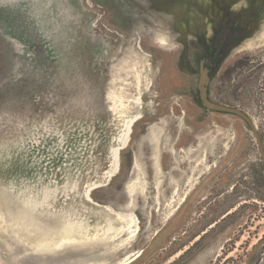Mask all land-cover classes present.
Masks as SVG:
<instances>
[{
	"label": "rangeland",
	"instance_id": "1",
	"mask_svg": "<svg viewBox=\"0 0 264 264\" xmlns=\"http://www.w3.org/2000/svg\"><path fill=\"white\" fill-rule=\"evenodd\" d=\"M241 18L257 21L237 38L226 26ZM207 49L211 99L246 112L264 147V0H0V236L14 251L15 226L58 238L63 211L86 210L134 223L101 262L246 264L264 238V161L245 120L201 104Z\"/></svg>",
	"mask_w": 264,
	"mask_h": 264
},
{
	"label": "bare ground",
	"instance_id": "2",
	"mask_svg": "<svg viewBox=\"0 0 264 264\" xmlns=\"http://www.w3.org/2000/svg\"><path fill=\"white\" fill-rule=\"evenodd\" d=\"M165 41H166V39H165ZM69 167H68V170H69ZM13 173L14 174H13V176L11 175V180L8 183L9 185L10 184L12 185V188L15 187L14 186L15 185L14 184L15 179L21 175V171L18 172L17 170H14ZM65 174L66 173H64V175ZM68 175L69 174H67L66 176H68ZM73 181H75V180H73ZM76 187H77V185H76ZM24 189L26 192V188H24ZM20 190L24 193V191L22 189H20ZM20 190L18 191V194H21ZM35 191H36V189H35ZM41 191H42V189H41ZM31 192H33V191H31ZM37 192H38V190H37ZM33 194L35 195V193H33ZM38 194H40V193H38ZM42 194L40 196L41 198H42ZM26 195L27 194H25V196ZM34 195H33V197H34ZM25 196L22 195V197H24V199H27ZM31 196H32V194H31ZM37 196H39V195H37ZM37 196L35 195L33 202L38 204V203H40V200H39V197H37ZM43 196H44V194H43ZM27 197H30V195ZM29 199L31 200L32 198H29ZM29 199H27V200H29ZM27 200H25L26 203L28 202ZM33 202L31 204L29 201L27 203V205L28 204L34 205V207H32L33 210H38L41 208V207L36 208L37 204L35 207V204H33ZM40 205H41V203H40ZM102 209H104V208H102ZM48 210L52 211V209H49L48 207L43 209V211H48ZM85 211L86 210H73V211L72 210L67 211V209L64 210L63 214H64V217H66L64 231L62 232V234L58 238H52L50 236V234L44 233V232H46V229H45V231H42V229H40L41 230L40 235L36 238L35 237L30 238L32 235L27 236V237H25V236L22 237L21 236V230L19 228L23 225H21L19 227L14 225L17 228L16 232L15 231L14 232L16 233V235H18L20 238H22L21 241L23 240L25 245L23 246V248L21 247L22 248L21 253L19 252V250H18V252L14 251V249L20 248L19 246H17L18 244L13 245L14 243L13 244L8 243L7 241H5V239L3 237L0 236V264H107L105 261L101 262V261H103L102 256L99 253V251L97 250L98 249L97 247L102 246V245L106 246L107 242H108V240H110V238L116 236L117 234L130 231V229L132 228V224H134V223H131L128 220V217L123 216L121 214L114 213V212L110 213L109 218L103 219L102 221H97V219H93V217L86 218L87 215L85 214ZM29 232H30V229H29ZM53 237H55V236L53 235ZM23 241H22V244H23ZM19 243H21V242H19ZM66 245L69 246V249H73L72 250L74 252L73 255L70 254L69 256L64 257V259L56 260L57 259L56 257H55L56 259H54V255H52V254H54L53 251H55L57 248L66 247ZM140 254L141 253L136 254L134 257L130 258V260L127 263H122V264H130L132 261L136 260L140 256Z\"/></svg>",
	"mask_w": 264,
	"mask_h": 264
},
{
	"label": "water",
	"instance_id": "3",
	"mask_svg": "<svg viewBox=\"0 0 264 264\" xmlns=\"http://www.w3.org/2000/svg\"><path fill=\"white\" fill-rule=\"evenodd\" d=\"M210 84H211V77L209 76V69L205 67V62L201 61L200 80L198 84L201 104L209 111L232 114L245 120L247 124L251 127L257 139L264 161V147H263L262 139L256 129L255 123L253 122L252 118L241 109L212 100L210 97ZM263 246H264V238L260 242H258V244L252 249L250 255L248 256L246 264H251L253 257Z\"/></svg>",
	"mask_w": 264,
	"mask_h": 264
},
{
	"label": "flooded vegetation",
	"instance_id": "4",
	"mask_svg": "<svg viewBox=\"0 0 264 264\" xmlns=\"http://www.w3.org/2000/svg\"><path fill=\"white\" fill-rule=\"evenodd\" d=\"M243 18H245V17H243ZM243 18L239 19L236 23L233 21L230 22L231 21L230 20L228 25L226 26V28L228 27L234 33V35H236L237 38H240L242 35H246V36L250 35L255 30V22L257 21V19H255V18H254V20L249 19L244 24L241 25ZM208 53H209V56L211 59L206 58ZM201 57H202L201 59H203L202 61L205 62L206 68H208L209 72H211L210 65L212 62H210L209 60H212L214 58V54L212 53L211 49H209V50L207 49V51Z\"/></svg>",
	"mask_w": 264,
	"mask_h": 264
},
{
	"label": "trees",
	"instance_id": "5",
	"mask_svg": "<svg viewBox=\"0 0 264 264\" xmlns=\"http://www.w3.org/2000/svg\"><path fill=\"white\" fill-rule=\"evenodd\" d=\"M211 76L213 77V75L211 74Z\"/></svg>",
	"mask_w": 264,
	"mask_h": 264
}]
</instances>
